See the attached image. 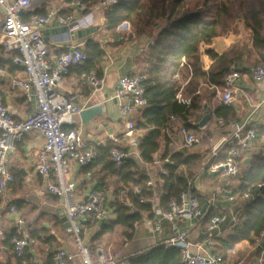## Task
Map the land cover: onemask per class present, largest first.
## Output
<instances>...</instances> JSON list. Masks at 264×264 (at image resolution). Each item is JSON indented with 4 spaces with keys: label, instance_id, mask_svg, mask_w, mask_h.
Masks as SVG:
<instances>
[{
    "label": "built area",
    "instance_id": "built-area-1",
    "mask_svg": "<svg viewBox=\"0 0 264 264\" xmlns=\"http://www.w3.org/2000/svg\"><path fill=\"white\" fill-rule=\"evenodd\" d=\"M117 0H99L91 9L104 12L112 7ZM32 0H0L3 9L1 27V44L3 49L11 54L12 63L21 68L22 75L10 74L9 87L20 90L24 98L34 101L33 111L23 118H14L0 98V196L7 193L10 184L14 181L11 165L8 159L14 152L17 143L29 131H36L42 138V144L37 152L33 168L43 180L46 191L59 200V205L66 216L72 233L75 249L59 248L51 256L53 264H130L129 258L120 251H111L105 245L97 244L91 247L85 241L82 233V219L93 215L97 220L104 219L108 213L107 194L96 187H92L83 199L76 198V181L69 176L72 162L84 166L95 159L98 148L93 144H86L82 140L78 129L65 127L72 123L73 116H79L83 106L74 102L72 97L64 96L55 90V85L61 80L71 66L83 64L86 60L84 40L67 47L59 53L56 60L50 63L48 42L45 38V27L49 25L69 27L78 19L82 10L80 0H72L69 5L71 11L61 13L57 8H51L44 14L28 13ZM152 42V41H151ZM242 65L233 60L227 66L223 77L222 88H216L219 100L226 106H233L240 91L238 81L242 75ZM251 79L264 83V57L259 62L247 67ZM187 72V74H182ZM191 69L184 57L174 72V77L179 83L176 91V100L186 106L194 103L196 90L187 93L186 86L191 78ZM85 82L97 87L102 79L95 69L83 73ZM146 75L144 71L121 75L110 97L115 100L122 116H125L124 134L131 136L138 132L136 121L131 118L135 107L146 108L150 99L146 93ZM132 103V105L130 104ZM252 110L243 121H238L234 116H216L214 109L209 111V116L214 119L218 128L226 130L219 139L211 142L210 156L222 152V160L208 165L207 170L217 173L222 184L216 187L206 201L214 204L216 196H221L229 201L235 197L234 187L230 181L239 175L244 153L254 147L257 137L256 121L252 118L253 112L261 108L264 112V95L260 101L251 103ZM179 132L183 138V147L189 148L200 145L202 136L190 131L182 125ZM138 151H128L125 148L110 146L108 155L116 168H120L124 159ZM155 154V153H154ZM153 154V155H154ZM153 159L156 164L162 165L160 173L167 174L163 163L168 160ZM207 161H202V167ZM86 174H89L87 171ZM172 198L167 207L157 204L154 196L152 204L156 215L153 217V230H161V223L166 221L171 235L159 241L165 247L174 246L178 249L181 264H264V231L254 238V247L259 249V254L248 259L247 255L230 259L229 249L224 259L218 252V237L223 233L221 224L226 220L227 213L220 211L212 214L206 222L205 229L210 235L203 238H192L190 232L196 227L199 201L191 191V186ZM146 185L152 186L148 180ZM262 182L248 186L242 191L243 198H253L259 194ZM135 191H140L135 187ZM15 211L14 206L9 207ZM234 219V217L232 216ZM1 234V230H0ZM29 237L25 221L20 216L13 219L12 233L7 238L17 257L22 258V264H32L24 259L26 249L33 243ZM75 259H78L76 262Z\"/></svg>",
    "mask_w": 264,
    "mask_h": 264
},
{
    "label": "trees",
    "instance_id": "trees-1",
    "mask_svg": "<svg viewBox=\"0 0 264 264\" xmlns=\"http://www.w3.org/2000/svg\"><path fill=\"white\" fill-rule=\"evenodd\" d=\"M64 1L70 3L72 0ZM98 1L80 0V3L89 10ZM69 10L71 11L72 8ZM103 13L105 18L103 29L113 40L121 33L118 27L123 22H127L133 32L146 30L150 25H153L152 28H157L156 35L152 42L147 44L142 55L145 64L143 71L146 75V93L150 105L146 108L140 107L141 119L136 120V128L143 131L138 146V156L135 154L127 156L121 167L116 168L109 158V148H105L101 157L99 151L98 156L93 160L94 164H97L104 156L103 168L113 175L111 182H98L96 185V188L111 193V199L107 195V201L114 213L113 219L101 223L100 232H109L116 226H122L124 237L129 240L132 238L136 222L156 215L152 204L155 194L158 195L157 204L167 207L169 201L185 191L198 174L204 176L209 174L218 178V174L209 172L207 167L222 160L225 156L222 152L210 156L202 170L203 158L199 154L183 152L169 154L167 147H163L160 158L163 160L169 156L163 163L168 173L159 172V179L152 186L146 185L150 177L142 169V163L153 161V154L161 149L162 139L166 144L171 140L172 130L166 132L163 128L168 125L172 116L180 117L184 122L183 125L188 128H198V124H191L187 119L189 109L195 106L194 103L186 106L175 98L179 83L174 77V72L181 57L185 58L192 73L186 86L187 90L200 82H206L220 89L231 61L237 60L242 68H247L245 55L246 59L249 58L251 51L264 54V0H117ZM233 19L243 23L244 28L249 32L248 39L242 47L232 45L218 53L210 47V44L221 33V28L225 29ZM152 21L154 24L151 23ZM102 43L104 44L103 41ZM103 47L98 40L84 39L83 48L86 53L84 71L95 69L100 78L102 64L108 58ZM204 55L212 60L207 69L203 65ZM201 106L204 114L209 113L210 110H206L204 104ZM214 113L216 116L229 117L235 115V110L233 106L219 103L214 108ZM256 132L258 142L264 137V121L256 126ZM258 144L264 147L263 141ZM244 154V159L247 160H243L237 176L234 199L229 201L216 196L214 204L208 206L204 216L196 219L199 238H203L211 234L205 229L207 219L220 211L227 213L226 220L221 224L224 231L217 238L218 245L215 249L224 259L229 248L244 240L252 244L254 238L264 231V152L254 151L252 148ZM259 182H262L263 186L259 189L258 195L250 199L242 197L245 188ZM104 184L107 185L106 188L103 187ZM109 186L111 190H105ZM135 187H139L140 191H135ZM191 191L198 198L200 207L207 197L201 195L193 185ZM42 230L44 229H34L31 232L32 237H37ZM9 235L5 238L6 243ZM128 258L130 264H181L178 249L174 246L165 247L159 242Z\"/></svg>",
    "mask_w": 264,
    "mask_h": 264
},
{
    "label": "crops",
    "instance_id": "crops-1",
    "mask_svg": "<svg viewBox=\"0 0 264 264\" xmlns=\"http://www.w3.org/2000/svg\"><path fill=\"white\" fill-rule=\"evenodd\" d=\"M51 8H57L61 13L69 12L71 9L69 2L64 0H32L31 7L27 12L44 14ZM82 6L81 12L78 14V19L72 23L68 29L69 31L84 28L87 26L97 25V30L91 34V38L98 40L103 45L108 58L102 64L101 84L93 87L83 79L84 68L83 64L71 66L69 71L61 77V80L56 83L55 90L64 96H71L73 101L83 106V108L93 105H101V112L95 114L87 122L82 123L80 116H73L72 123L66 124L65 127H74L78 129L80 136L84 143L95 145L100 151L112 146L125 148L128 151H138L140 137L143 135L142 130H138L134 135L128 136L124 134L125 116H122L117 103L110 95L112 94L118 78L123 74H131L141 72L144 70L145 64L142 61V55L148 43H150L157 33V28H152V34H149V28L146 30H139L133 32L129 29V24L123 22L118 30L121 32L118 38L113 40L109 37L103 25L105 22L104 13L96 9H89L84 12ZM3 9L0 7V98L4 105L9 109V112L14 118H23L30 114L34 109V101H28L24 98L20 90H12L9 87L8 77L10 74L22 75L21 68L12 63L11 54L3 49L1 44V27L3 21ZM55 25L45 27V38L48 42V54L46 59L53 63L59 53L64 51L67 47L75 44L82 39H71L67 32H56ZM130 30V31H129ZM126 31V32H123ZM104 42V44L102 43ZM231 41L223 37L219 41L218 36L215 37L210 44L211 48L218 53L219 49L229 46ZM215 46V47H214ZM208 57V56H207ZM244 56L247 67L252 62ZM264 57V56H263ZM203 61H206V55L203 56ZM244 67V66H243ZM206 69V67H204ZM207 87H211L206 82H201ZM240 91L237 95V100L233 105L235 110L234 117L238 121H243L251 112V103H256L264 95V83L255 82L251 79L247 68H243L242 75L238 81ZM195 91V90H194ZM198 92L194 99V105L189 109L187 119L191 124H198L204 115V104L206 110L214 109L220 102L219 97L208 98L204 96V92H200V87L197 85ZM200 99V100H199ZM204 107V108H205ZM141 110L135 107L131 118L135 121L141 119ZM252 118L257 125L264 121V112L261 108L255 110ZM214 119L208 116L204 126L197 129L188 128L190 131L205 137L206 142L194 147H183V138L179 132V128L184 124L183 120L178 116H172L168 125L163 128L164 131L172 130L170 141L166 144L162 139L161 149L155 152L153 159H161L163 147H167L169 154L175 152H183L185 154H199L203 161L209 158V150L211 146L210 138L215 141L226 130L216 127L212 129L210 124ZM210 142V144L208 143ZM257 141L254 143L256 146ZM42 144V138L36 131L27 132L22 139L17 143L14 152L8 156L11 171L14 176V181L10 184L5 195L0 196V264H22V258L17 257L14 251L6 243V236L12 233L13 219L15 216H20L25 221L29 237L34 241L26 249L24 259L29 260L32 264H53L51 256L53 252L59 248L74 250V242L72 233L68 231L63 223L60 221L59 211H62L59 200L56 196L49 194L46 191L43 180L36 174L33 164L37 156V152ZM172 148H171V147ZM208 146V147H207ZM253 147V148H254ZM260 148V146H259ZM104 151V150H103ZM168 154V155H169ZM169 157V156H167ZM94 160V159H93ZM89 164L80 166L74 162L70 164L69 176L76 181V198L83 199L87 192L96 187L99 182H111L113 175L106 168H103L105 161L104 156L99 160L100 162L94 164V161ZM152 162L142 163V169L149 175L152 184L155 185L159 179V172L162 165ZM89 174H86V172ZM204 177V175H203ZM207 178H215L212 175H205ZM219 179V177L217 178ZM220 180V179H219ZM208 186L207 192L202 191V185L191 183L193 187L198 190L201 195L210 196L212 191L224 182ZM234 185H232V183ZM237 184V177L230 181L231 186ZM103 187H107L106 184ZM105 190H111L109 186ZM107 192V191H105ZM107 195L111 196L110 192ZM158 198V195L155 194ZM154 200V199H153ZM155 201V200H154ZM156 199L155 202H157ZM14 206L15 211H10L9 207ZM108 213L102 220H96L92 215H87L82 219V233L88 245L99 244L101 242L108 244L106 246L111 251H120L122 255L130 256L134 253L140 252L161 241L162 239L171 235L169 225L166 221L161 223V230L156 232L153 230V218H143L134 224V231L132 238L126 240L123 234V227L116 226L112 231L100 232L101 223L108 219L114 218V213L109 208L107 201ZM43 228L37 237H32L31 232L34 229ZM222 232L224 231L221 228ZM101 233V234H100ZM95 237V238H94ZM190 237L199 238L198 225L190 232ZM102 244V243H101ZM104 245V244H103ZM113 247V248H112ZM254 250L253 243L244 240L233 247L229 248V252L237 253L243 251V255H248ZM52 253V254H51ZM77 262L78 259H75Z\"/></svg>",
    "mask_w": 264,
    "mask_h": 264
},
{
    "label": "rangeland",
    "instance_id": "rangeland-1",
    "mask_svg": "<svg viewBox=\"0 0 264 264\" xmlns=\"http://www.w3.org/2000/svg\"><path fill=\"white\" fill-rule=\"evenodd\" d=\"M195 1V0H194ZM152 24H154V22L152 21L151 22ZM151 27H153V25H150L148 28L150 29L149 30V34H152V31H154V29H151ZM130 31V30H129ZM123 32H126V31H123ZM248 30H246L243 26V23L241 21H238L237 19H233L232 21H230V24L224 29V28H221V33L218 35V39L219 41L221 39H223V37H226L227 39H229L231 41V43L229 44V46L223 48V50L219 49L220 51H224L228 48H230L232 45H237V47H242V45L244 43H246L247 39H248ZM217 37V36H216ZM248 46V45H247ZM215 47V46H214ZM217 48V47H215ZM214 48V49H215ZM263 56L264 54H261V53H257L256 51H251L250 54L248 55V59L249 61L248 62H252V63H257L259 62L261 59H263ZM203 65L204 67H206V69L211 65L212 63V60L206 56V61H203ZM182 74H185L182 73ZM201 83V82H200ZM197 84L199 87H200V92H204V96L206 95L208 98H212V97H215V99H218L219 97V93L217 91L216 88L214 87H207L206 85L204 84ZM197 85L194 86V87H190L188 88V90L186 89L187 93H193L194 90H196L197 88ZM205 96V97H206ZM200 100V99H199ZM134 114V113H133ZM210 127L212 129H216V125H215V122H212L210 124ZM200 135V134H198ZM202 136V135H201ZM202 143L204 144L206 142V138L202 136ZM257 141V140H255ZM263 141L264 143V137H262L261 139L258 140V142H261ZM258 142L256 143V146L257 148H253L254 151H257V150H262L264 152V147H261L262 145L258 144ZM201 143V144H202ZM208 143L210 144V142L208 141ZM260 146V148H259ZM171 147V146H170ZM208 147V146H207ZM172 148V147H171ZM245 155V154H244ZM245 158V156H244ZM157 165V164H155ZM158 166V165H157ZM158 169H159V166H158ZM222 181H220L219 179H217V177L215 178H207V177H203L202 174H198L195 178H194V183L195 184H198V185H204L206 186V188L204 187V189L202 191H204L205 193L209 194L210 192H207V187L209 186H212V185H216V184H219L221 183ZM232 185L233 182H231ZM111 199V198H110ZM102 243V244H101ZM99 244L101 245H106L108 246V244H105L103 242H101ZM97 244V243H96ZM95 244V245H96ZM92 247L94 246V244L91 245ZM113 248V247H112ZM243 251H240V252H237V253H230V259L231 260H236L238 257H242L243 256ZM259 254V249L255 248L254 247V250L252 251V253L248 254V259L251 258L252 256L254 255H258ZM246 255V254H245Z\"/></svg>",
    "mask_w": 264,
    "mask_h": 264
},
{
    "label": "water",
    "instance_id": "water-1",
    "mask_svg": "<svg viewBox=\"0 0 264 264\" xmlns=\"http://www.w3.org/2000/svg\"><path fill=\"white\" fill-rule=\"evenodd\" d=\"M86 9H84V12ZM97 30V25H92V26H87L84 28L80 29H75L69 31L67 26H57L55 28L56 32H67L70 34L71 39L77 40V39H82L84 38L85 40L88 38H91V34ZM46 33V32H45ZM132 105V103H130ZM102 106L101 105H93L90 107L83 108L79 114L80 119L82 123L87 122L89 119H91L95 114L101 112ZM209 114L205 113L202 118L199 121V126L202 127L204 126ZM247 159H244L246 161ZM208 209V203L205 201L199 208V212L197 214V219H200L201 217L204 216V214L207 212ZM58 215L60 216V221L63 223V226L71 232L70 224L64 215L63 211H59ZM103 220V219H102Z\"/></svg>",
    "mask_w": 264,
    "mask_h": 264
}]
</instances>
